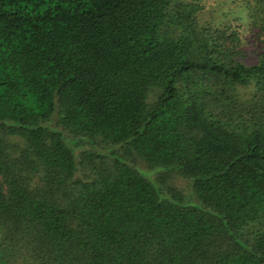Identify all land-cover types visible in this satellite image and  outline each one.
Masks as SVG:
<instances>
[{
    "label": "trees",
    "instance_id": "obj_1",
    "mask_svg": "<svg viewBox=\"0 0 264 264\" xmlns=\"http://www.w3.org/2000/svg\"><path fill=\"white\" fill-rule=\"evenodd\" d=\"M0 264H264V0H0Z\"/></svg>",
    "mask_w": 264,
    "mask_h": 264
},
{
    "label": "rangeland",
    "instance_id": "obj_2",
    "mask_svg": "<svg viewBox=\"0 0 264 264\" xmlns=\"http://www.w3.org/2000/svg\"><path fill=\"white\" fill-rule=\"evenodd\" d=\"M212 8H214L216 11H219L218 4H216V5H213V7H212Z\"/></svg>",
    "mask_w": 264,
    "mask_h": 264
}]
</instances>
